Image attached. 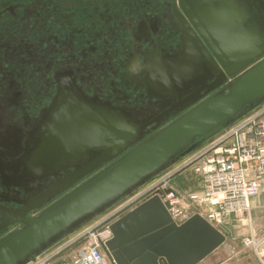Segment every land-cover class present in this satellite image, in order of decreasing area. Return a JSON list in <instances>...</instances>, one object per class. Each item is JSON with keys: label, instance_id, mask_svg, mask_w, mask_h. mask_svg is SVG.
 <instances>
[{"label": "water", "instance_id": "1", "mask_svg": "<svg viewBox=\"0 0 264 264\" xmlns=\"http://www.w3.org/2000/svg\"><path fill=\"white\" fill-rule=\"evenodd\" d=\"M179 9V53L161 60L154 51L137 63L148 94L178 99L158 103L151 120L130 123L129 113L87 98L69 74L61 78L59 98L19 160L24 182L54 181L20 209L0 206V264L34 262L264 102V0H185ZM166 208L150 199L108 220L102 248L112 264H204L216 250L235 249L200 216L178 226Z\"/></svg>", "mask_w": 264, "mask_h": 264}, {"label": "flooded vegetation", "instance_id": "2", "mask_svg": "<svg viewBox=\"0 0 264 264\" xmlns=\"http://www.w3.org/2000/svg\"><path fill=\"white\" fill-rule=\"evenodd\" d=\"M180 1L0 0V206L20 209L54 181L24 182L19 160L66 74L95 103L129 113L130 123L161 113L158 103L178 101L148 94L137 63L149 62L154 51L161 60L179 53Z\"/></svg>", "mask_w": 264, "mask_h": 264}, {"label": "built area", "instance_id": "3", "mask_svg": "<svg viewBox=\"0 0 264 264\" xmlns=\"http://www.w3.org/2000/svg\"><path fill=\"white\" fill-rule=\"evenodd\" d=\"M182 159L95 218L68 243L29 264H112L102 248L110 237L106 225L150 199L167 204L166 212L176 225L198 215L227 239L230 223L246 224L252 200L264 194V102ZM188 170L196 180L195 190L175 181ZM240 244L256 264H264V233L259 239L243 237ZM78 245L77 253L87 251L71 261L57 260Z\"/></svg>", "mask_w": 264, "mask_h": 264}, {"label": "rangeland", "instance_id": "4", "mask_svg": "<svg viewBox=\"0 0 264 264\" xmlns=\"http://www.w3.org/2000/svg\"><path fill=\"white\" fill-rule=\"evenodd\" d=\"M182 160L183 159L178 160L175 164H173L172 166L168 167L165 170H171L172 168L177 166ZM176 179H177L176 183L183 184L185 187L192 189V190L196 189V184H197L196 180L193 178V176L189 170L180 174ZM37 213H35L33 216H35ZM87 225H85V226H87ZM251 229H252V231H251ZM263 233H264V194H261L260 196H258L256 198L255 201L251 202V213H250L249 221L246 222V224H244V225L232 223V226L229 227V233H228L229 235L227 236L226 240L232 239V237H233L235 239L240 238V239H238V241L241 242L243 237H249V236H253L255 239H259L261 237V234H263ZM64 239H62L61 241H63ZM61 241H59L57 244H59ZM56 245L51 247L52 250H54L53 248H55ZM78 246L80 247V245H78ZM51 248L47 249L45 251V253L51 251ZM66 255L67 254L65 252V256ZM249 258H251L252 261H255L254 260L255 258L252 255H250ZM64 260H66V259H64Z\"/></svg>", "mask_w": 264, "mask_h": 264}, {"label": "crops", "instance_id": "5", "mask_svg": "<svg viewBox=\"0 0 264 264\" xmlns=\"http://www.w3.org/2000/svg\"><path fill=\"white\" fill-rule=\"evenodd\" d=\"M177 181V179H175ZM263 194V193H262ZM256 199H253L255 201ZM232 223L234 224L235 222H231L230 226H232ZM84 228V227H83ZM77 233L65 238L63 241H61L59 244L55 246L56 249L60 246H63L64 244L68 243V241L72 240ZM231 238V237H230ZM240 239V238H238ZM238 239L233 238L228 239L227 241L233 244V247L235 249H230L229 247L225 246V251L221 250H216L211 256L207 258V260L204 262V264H216L219 262V264H256L255 261H252L250 257V254L248 256L242 257L243 253H246L248 250L245 249L242 245L241 247H238L237 244L240 243ZM79 249V246L72 247L71 249L66 251V256L65 252L60 255L57 260L60 261H71L73 260L74 256L76 255L77 251ZM52 250V248H51ZM66 259V260H64ZM251 261V263H249Z\"/></svg>", "mask_w": 264, "mask_h": 264}, {"label": "trees", "instance_id": "6", "mask_svg": "<svg viewBox=\"0 0 264 264\" xmlns=\"http://www.w3.org/2000/svg\"><path fill=\"white\" fill-rule=\"evenodd\" d=\"M205 142H206V141H203L202 143H200L199 146H198L196 149H198L199 147H201V145H203ZM196 149H195V150H196ZM195 150H194V151H195Z\"/></svg>", "mask_w": 264, "mask_h": 264}]
</instances>
